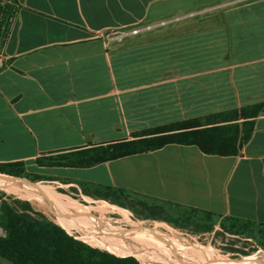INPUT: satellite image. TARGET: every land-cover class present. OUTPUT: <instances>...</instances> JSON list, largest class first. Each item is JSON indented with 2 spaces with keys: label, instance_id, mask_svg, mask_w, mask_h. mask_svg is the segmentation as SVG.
I'll return each instance as SVG.
<instances>
[{
  "label": "crops",
  "instance_id": "crops-1",
  "mask_svg": "<svg viewBox=\"0 0 264 264\" xmlns=\"http://www.w3.org/2000/svg\"><path fill=\"white\" fill-rule=\"evenodd\" d=\"M228 6L139 35L133 26ZM0 37V164L71 188L157 207L176 220L264 224V0H11ZM199 19L201 17H194ZM260 105L235 154L169 142L92 166L39 159L135 139L141 131ZM0 264H12L0 255Z\"/></svg>",
  "mask_w": 264,
  "mask_h": 264
},
{
  "label": "rangeland",
  "instance_id": "rangeland-1",
  "mask_svg": "<svg viewBox=\"0 0 264 264\" xmlns=\"http://www.w3.org/2000/svg\"><path fill=\"white\" fill-rule=\"evenodd\" d=\"M228 6L212 8L203 7L199 13L189 12L185 17H175L160 22L142 23L128 29L126 35H139L157 31L170 25L188 19L187 28L210 25L219 20L221 13H225ZM201 17L195 19L194 17ZM9 178L12 181H0V237L7 235V224L12 217L19 225H39L53 223L66 228L68 234L82 241L90 247L115 254L120 257L132 256L141 264H162L151 259H143L138 255L126 251H118L107 241L86 236L73 225L66 223L55 211L39 200L45 201L36 192V187L25 185L19 179L40 186L50 193H60L77 201L88 212L108 227H120L131 238L161 249L174 248L180 244L199 246L205 256H217L230 262L248 259L253 264H264V226L255 224L246 226L245 223L234 224L223 219L220 225H215L217 219H201V215L191 213L186 219L176 220L163 213L157 207L142 205L128 201L112 191H99L101 199L84 200L71 188L61 186L51 180H38L31 176H14L0 172V178ZM25 195V196H24ZM31 195V196H30ZM15 223V224H16ZM235 225L224 230L221 224ZM63 228V229H64ZM150 248V247H149ZM152 250V247L150 248Z\"/></svg>",
  "mask_w": 264,
  "mask_h": 264
},
{
  "label": "trees",
  "instance_id": "trees-1",
  "mask_svg": "<svg viewBox=\"0 0 264 264\" xmlns=\"http://www.w3.org/2000/svg\"><path fill=\"white\" fill-rule=\"evenodd\" d=\"M259 109L260 105H256L157 126L141 131L135 139L60 153L41 158L38 162L52 166H92L109 159L154 149L169 142L196 144L207 153L235 154L250 135V129L244 125L239 127L237 120L239 117L254 116ZM0 172L28 176L21 162L0 164ZM226 220L234 224L245 223L250 227L255 225L251 221L236 218ZM9 221L6 226L7 235L0 237V255L12 264H141L132 256L120 257L90 247L68 234V229L53 223L19 225L12 217H9ZM232 226L235 225L221 224L224 230Z\"/></svg>",
  "mask_w": 264,
  "mask_h": 264
},
{
  "label": "bare ground",
  "instance_id": "bare-ground-1",
  "mask_svg": "<svg viewBox=\"0 0 264 264\" xmlns=\"http://www.w3.org/2000/svg\"><path fill=\"white\" fill-rule=\"evenodd\" d=\"M18 179L22 184L36 187V193L45 199L38 201L50 207L66 223L73 225L86 236L107 241L120 252H130L143 259H151L162 264H253L245 258L238 262H230L214 255L207 257L199 246L180 244L174 248L161 249L152 243H143L136 236L131 238L120 227H108L100 222L72 198L60 193H50L40 186ZM0 181H12V179L4 177L0 178ZM149 247H152V250Z\"/></svg>",
  "mask_w": 264,
  "mask_h": 264
},
{
  "label": "built area",
  "instance_id": "built-area-1",
  "mask_svg": "<svg viewBox=\"0 0 264 264\" xmlns=\"http://www.w3.org/2000/svg\"><path fill=\"white\" fill-rule=\"evenodd\" d=\"M10 4L11 0H0V37L2 40L6 37L7 26L13 17V12L9 8Z\"/></svg>",
  "mask_w": 264,
  "mask_h": 264
}]
</instances>
